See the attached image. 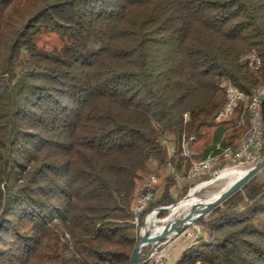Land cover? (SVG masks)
<instances>
[{
	"label": "trees",
	"instance_id": "obj_1",
	"mask_svg": "<svg viewBox=\"0 0 264 264\" xmlns=\"http://www.w3.org/2000/svg\"><path fill=\"white\" fill-rule=\"evenodd\" d=\"M223 80L246 97L264 83V0H0V264H131L139 183L168 165L153 204L175 201L183 145L225 130ZM250 180L173 264H264Z\"/></svg>",
	"mask_w": 264,
	"mask_h": 264
},
{
	"label": "built area",
	"instance_id": "obj_2",
	"mask_svg": "<svg viewBox=\"0 0 264 264\" xmlns=\"http://www.w3.org/2000/svg\"><path fill=\"white\" fill-rule=\"evenodd\" d=\"M252 68L257 69L261 65L259 58L246 55ZM225 99L217 112V119L223 120L231 115L234 109L240 105L241 113L238 124H243L247 120V129L240 139L233 145H223L217 142L208 151L203 159L195 160L193 152L188 146H184L183 155L190 159L186 179L191 180L212 170L213 173L222 169L241 163L244 159L258 153L264 146V127L261 123V104L264 101V83L257 86L249 97L231 84L223 80ZM158 182V175L155 172L146 176L139 185L134 202L132 204V222L134 225L138 264H163V256L159 253L158 246L162 243V238L167 241L177 235V228L168 230L159 237L163 231H157V227L168 223V216H162V212L169 210V205H152L154 200V189ZM166 241V242H167Z\"/></svg>",
	"mask_w": 264,
	"mask_h": 264
},
{
	"label": "rangeland",
	"instance_id": "obj_3",
	"mask_svg": "<svg viewBox=\"0 0 264 264\" xmlns=\"http://www.w3.org/2000/svg\"><path fill=\"white\" fill-rule=\"evenodd\" d=\"M44 38L47 39L48 43L50 44L56 42V40L52 38L51 36H44ZM236 113H237V110H234L233 113L229 115L226 119L220 120L226 123V125L229 127L231 126V124L233 125L232 128L230 127L228 133L230 134V136L233 138V141L235 142H237L242 136V134L245 132L243 125L234 126ZM219 127H220L219 121L216 125L206 127L204 129L202 137L198 141L193 142L192 147H190V149L192 148V150L201 152L206 146H208L211 143L212 136L213 137L219 136L221 132ZM162 141L165 147L167 148L168 153L170 154L172 151V142L168 140V138H163ZM262 155H264V153H261L260 151L257 154L253 153L251 157L244 159L241 163L231 165L229 166V168H237V169L250 168L251 166L257 164L261 160ZM195 160H199V159L196 157ZM170 171H171V168L168 165L157 166V163L155 161L151 163L150 172H155L158 175V182L154 189L153 202L155 201V199L159 198L162 192L164 176L168 175ZM224 171L225 170L221 172H224ZM219 172L220 171L213 173L212 170H209L208 173L204 174L203 176H200V177H197L191 180H187L186 178L185 179L177 178L176 182L170 187V193H171V196L175 199L173 203L175 204L177 201L178 202L175 204V207L172 210L169 209V210H165L162 212V216H168L170 214L167 220L168 223L166 225L170 223H174L178 218L183 216V213H184V211L182 210L183 203H180L179 200L183 196H185L188 193V190L190 188L192 189L194 185L197 186L203 181L213 179L208 184L203 186L199 191L191 194L188 198H186L185 202L191 201L196 196L217 193L224 186V183H225L223 179L218 178V175L221 173ZM250 179H251L250 180L251 183H254V184L264 183V166H262ZM183 187H187V190L185 191L183 196L178 198V196L182 193ZM153 202H152V205H155L153 204ZM228 205L233 206L235 208H240L242 206L241 203H237L234 205L227 203V204L218 205L217 209L221 210L223 208H226ZM201 216L203 217L204 220L209 217L208 214H205V215L203 214ZM178 230L179 232L177 233V235H175L171 240L167 241L166 238H162V243H160V245L158 246L159 253L163 256V264H173V262L176 260V258L180 255V253L184 249L193 245L199 239V237L206 236L203 225L196 223V221L191 222L185 227L179 226Z\"/></svg>",
	"mask_w": 264,
	"mask_h": 264
},
{
	"label": "bare ground",
	"instance_id": "obj_4",
	"mask_svg": "<svg viewBox=\"0 0 264 264\" xmlns=\"http://www.w3.org/2000/svg\"><path fill=\"white\" fill-rule=\"evenodd\" d=\"M251 167H253V166H251ZM250 168L237 169V168H229V166H228V167L222 169L221 171H223V170H225V171L224 172L220 171L221 173L219 172L220 174L218 173L219 175L218 174L217 175H218V178L223 179L225 183H224V186L217 193H215V194H207V195L204 194V195H201V196H196L191 201L185 202L186 198H188L191 194L199 191L203 186L208 184L213 179H209V180L203 181L202 183H200L197 186L194 185L195 186V187L193 186L194 188L193 187H192V189L190 188L188 194L184 198L179 200L180 203H183L182 210L184 211L183 217L185 219V221L182 224V226L185 227L186 225L190 224L192 222L193 217L196 214V211H198L201 206H204V205L208 204L209 202H211L218 195V193H220L223 189L228 187L236 179L240 178L242 175L247 173V171ZM178 219L174 223H170L168 225L157 227V231H163V230L167 229L168 227H170L171 225L177 224Z\"/></svg>",
	"mask_w": 264,
	"mask_h": 264
},
{
	"label": "water",
	"instance_id": "obj_5",
	"mask_svg": "<svg viewBox=\"0 0 264 264\" xmlns=\"http://www.w3.org/2000/svg\"><path fill=\"white\" fill-rule=\"evenodd\" d=\"M262 166H264V155H262L261 160L257 164L253 165V167H251L247 171V173H245L244 175H242L240 178L236 179L228 187H226L220 193H218V195L211 202H209L208 204H206L203 207H201L198 211H196V214L193 217L192 222L193 221H196L197 218H199L201 215L205 214L212 206L216 205L217 203H219L220 201H222L224 198L228 197L235 190H237L249 178H251ZM189 190H188V192H189ZM185 196H183L182 198H184ZM173 204L174 203H172L171 205H173ZM184 221H185L184 220V217L183 216L180 217L178 219L177 224H173L170 227H168L167 229H165V231L162 234H160L159 237H163L168 232V230H173V229H176V228H177L176 230H177V233H178L179 232L178 227L179 226L183 227L182 224L184 223ZM131 264H138L137 246L134 247L133 253L131 255Z\"/></svg>",
	"mask_w": 264,
	"mask_h": 264
},
{
	"label": "crops",
	"instance_id": "obj_6",
	"mask_svg": "<svg viewBox=\"0 0 264 264\" xmlns=\"http://www.w3.org/2000/svg\"><path fill=\"white\" fill-rule=\"evenodd\" d=\"M221 126L225 127V130L222 132V134L220 135V137L216 141H214L213 136H212L211 143L208 146L214 145L217 142L224 143V142H227V141H232V143H234V144L236 143L235 141H233V138L232 137H229L230 134L228 133L230 127L232 128L233 125L231 124V126L229 127V126L226 125V123H223ZM191 147H192V145H191ZM191 150H192V148H191ZM192 152L194 153V155L197 158H199V159L202 158V157L199 156L202 151L201 152H198V151L192 150Z\"/></svg>",
	"mask_w": 264,
	"mask_h": 264
}]
</instances>
